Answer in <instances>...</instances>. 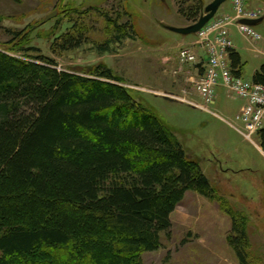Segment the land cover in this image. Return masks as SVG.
Segmentation results:
<instances>
[{
  "label": "trees",
  "instance_id": "trees-1",
  "mask_svg": "<svg viewBox=\"0 0 264 264\" xmlns=\"http://www.w3.org/2000/svg\"><path fill=\"white\" fill-rule=\"evenodd\" d=\"M192 2L183 15L197 21L202 1ZM61 40L62 51L82 45ZM229 60L240 77L239 53ZM252 81L264 86V65ZM122 84L104 66L81 76L0 51V264H143L161 235L170 238L189 191L217 204L230 220L227 246L238 264H252L247 219ZM257 135L264 152V128Z\"/></svg>",
  "mask_w": 264,
  "mask_h": 264
},
{
  "label": "rangeland",
  "instance_id": "rangeland-1",
  "mask_svg": "<svg viewBox=\"0 0 264 264\" xmlns=\"http://www.w3.org/2000/svg\"><path fill=\"white\" fill-rule=\"evenodd\" d=\"M181 1L0 0V47H5L0 51L20 60L40 55L52 59L58 70L81 76L96 66L111 70L174 132L186 157L199 162L228 206L247 219L252 264H264V152L258 135L247 141L227 124L235 122L243 102L224 89L223 98L210 106L216 114L204 112L196 107L200 101L192 92L191 79L185 85H171L164 75L167 64L172 65L173 73L193 67L182 66L177 57L180 49L193 46L198 38L165 29L196 22L183 15L195 3ZM201 1L202 13L213 0ZM221 8L214 18L221 16ZM254 9L262 12V22L253 27L261 40L247 39L236 29L231 35L242 59V78L249 82L264 65V0H258ZM52 13L54 17L44 22ZM120 27L129 34L118 35ZM65 36L79 37L82 45L62 51L57 45ZM183 90H190L188 99ZM169 94L184 96L189 103ZM170 220V238L161 235L162 247L144 253L143 264H238L225 242L230 220L216 203L189 191Z\"/></svg>",
  "mask_w": 264,
  "mask_h": 264
},
{
  "label": "built area",
  "instance_id": "built-area-1",
  "mask_svg": "<svg viewBox=\"0 0 264 264\" xmlns=\"http://www.w3.org/2000/svg\"><path fill=\"white\" fill-rule=\"evenodd\" d=\"M232 14L221 15L209 21L197 34L196 43L180 49L178 62L184 66L202 63V74L192 81V92L199 99L196 107L207 113H213L210 106L217 97L218 88L242 101L234 123L227 122L243 139L252 142L258 132L264 128V86L237 77L231 69L229 51L234 49L231 40V28L234 27L242 36L252 41H260L261 36L253 27L241 24V20L262 18L261 10H250L246 0H231ZM196 48L203 53V60L198 57ZM203 61V62H202ZM190 90H183L188 99ZM191 94V93H190ZM170 95V94H169ZM170 95L173 99L189 103L187 99Z\"/></svg>",
  "mask_w": 264,
  "mask_h": 264
},
{
  "label": "crops",
  "instance_id": "crops-1",
  "mask_svg": "<svg viewBox=\"0 0 264 264\" xmlns=\"http://www.w3.org/2000/svg\"><path fill=\"white\" fill-rule=\"evenodd\" d=\"M258 0H246V6L250 9V10H254V5L255 3L257 2ZM229 3L226 5H222L221 9H220V12L221 14L220 15H231L232 14V5H231V0L228 1ZM235 29L234 27L231 28V35H232V30ZM185 41V40H184ZM234 50L236 52L237 49L235 48L234 46ZM197 52V55L199 58H201L203 60L204 58V55L203 53L200 51V50H196ZM240 55V54H239ZM240 59H241V56H240ZM203 62V61H202ZM241 63H242V59H241ZM242 68H243V63H242V67H241V75L240 77L242 78ZM173 67L171 64H167V67L164 69V75L165 76H168L171 80V85H175L177 82L181 85H185L186 81H188L189 79H191V81L194 80V78H196V80L199 78V76L202 74V63L196 65V66H193V67H188L185 68L183 71H181L180 73H173ZM186 70V71H185ZM258 71V70H255L254 73ZM253 73V75H254ZM174 74V75H173ZM176 74V75H175ZM173 79V80H172ZM243 79V78H242ZM170 95H174V94H170ZM223 95H224V89L223 88H219L218 89V92H217V97H216V101L217 100H220L221 98H223ZM242 106V105H241ZM240 106V107H241ZM240 107L238 108L237 112L235 113V115L238 113ZM199 163V162H198Z\"/></svg>",
  "mask_w": 264,
  "mask_h": 264
},
{
  "label": "water",
  "instance_id": "water-1",
  "mask_svg": "<svg viewBox=\"0 0 264 264\" xmlns=\"http://www.w3.org/2000/svg\"><path fill=\"white\" fill-rule=\"evenodd\" d=\"M228 0H213L211 3H209L207 6L204 7L201 15L199 16L198 20L187 26V27H181V28H176L172 26H165V29L181 36H189V35H196L211 19L214 18L216 15L218 9ZM55 13H52L51 15L47 16L44 19V22H46L48 19L54 17ZM262 22V19H257V20H241L240 23L250 26V27H255L258 24ZM2 50L5 49V47L1 46L0 47Z\"/></svg>",
  "mask_w": 264,
  "mask_h": 264
}]
</instances>
